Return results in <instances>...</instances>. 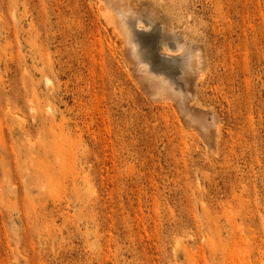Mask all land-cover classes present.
<instances>
[{
	"label": "rangeland",
	"instance_id": "obj_1",
	"mask_svg": "<svg viewBox=\"0 0 264 264\" xmlns=\"http://www.w3.org/2000/svg\"><path fill=\"white\" fill-rule=\"evenodd\" d=\"M132 1L203 46L218 153L97 0H0V264H264V0Z\"/></svg>",
	"mask_w": 264,
	"mask_h": 264
},
{
	"label": "bare ground",
	"instance_id": "obj_2",
	"mask_svg": "<svg viewBox=\"0 0 264 264\" xmlns=\"http://www.w3.org/2000/svg\"><path fill=\"white\" fill-rule=\"evenodd\" d=\"M96 3L99 18L118 42V52L136 86L153 101L174 103L186 126L195 130L217 154L221 135L219 117L211 109L195 106L196 101L192 103L197 95L195 84L200 76L206 75L203 46L187 38L152 2L143 5L132 0H97Z\"/></svg>",
	"mask_w": 264,
	"mask_h": 264
}]
</instances>
